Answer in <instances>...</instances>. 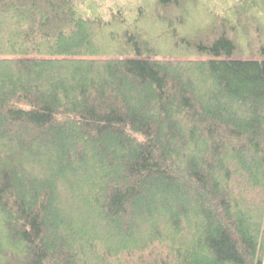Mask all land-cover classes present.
Returning <instances> with one entry per match:
<instances>
[{"label": "trees", "instance_id": "trees-1", "mask_svg": "<svg viewBox=\"0 0 264 264\" xmlns=\"http://www.w3.org/2000/svg\"><path fill=\"white\" fill-rule=\"evenodd\" d=\"M107 1L0 0V264H264V2Z\"/></svg>", "mask_w": 264, "mask_h": 264}, {"label": "rangeland", "instance_id": "rangeland-1", "mask_svg": "<svg viewBox=\"0 0 264 264\" xmlns=\"http://www.w3.org/2000/svg\"><path fill=\"white\" fill-rule=\"evenodd\" d=\"M203 1L205 4L191 11L192 19L188 21V24H191L194 27L200 25L202 22H204L205 24L208 23L209 12H215L217 14H220L221 16H225L228 19H231L236 7L242 5L243 2V0H209V1L203 0ZM262 1L264 2V0ZM115 3L117 5H123L125 7L124 9L126 11V14H128V16H131L132 20H135L138 7H148V4L150 5L155 4V0H114L109 2L107 1L105 5L107 4L114 5ZM128 10H132V12L129 14ZM259 17H262L264 21V10H263V14L261 13L259 14ZM152 24L151 27L149 28L154 33V35L160 38L161 47L163 46L161 49L164 52L165 56H170L174 58L177 57L182 59L200 58L196 56H190V57L185 56L184 53L181 51H176V52L174 50L171 51V47H169V37L167 36L166 29L161 27H152ZM244 54L246 56H250V51L246 49V46H244Z\"/></svg>", "mask_w": 264, "mask_h": 264}]
</instances>
